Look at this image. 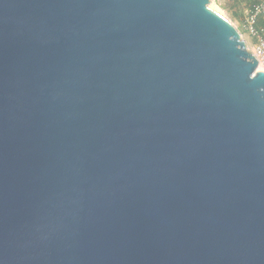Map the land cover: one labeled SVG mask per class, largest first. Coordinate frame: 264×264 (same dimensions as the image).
<instances>
[{"label":"water","instance_id":"obj_1","mask_svg":"<svg viewBox=\"0 0 264 264\" xmlns=\"http://www.w3.org/2000/svg\"><path fill=\"white\" fill-rule=\"evenodd\" d=\"M211 0H0V264H264V70Z\"/></svg>","mask_w":264,"mask_h":264},{"label":"built area","instance_id":"obj_2","mask_svg":"<svg viewBox=\"0 0 264 264\" xmlns=\"http://www.w3.org/2000/svg\"><path fill=\"white\" fill-rule=\"evenodd\" d=\"M246 31L252 36L250 50L256 58L259 69L264 70V0L254 3L246 13L244 22Z\"/></svg>","mask_w":264,"mask_h":264},{"label":"rangeland","instance_id":"obj_3","mask_svg":"<svg viewBox=\"0 0 264 264\" xmlns=\"http://www.w3.org/2000/svg\"><path fill=\"white\" fill-rule=\"evenodd\" d=\"M210 4L227 16L240 30L249 47L253 44L252 36L246 31L244 22L248 10L243 8L244 1L239 0H211Z\"/></svg>","mask_w":264,"mask_h":264},{"label":"trees","instance_id":"obj_4","mask_svg":"<svg viewBox=\"0 0 264 264\" xmlns=\"http://www.w3.org/2000/svg\"><path fill=\"white\" fill-rule=\"evenodd\" d=\"M239 1L240 2L244 1L245 4H244L243 8H245V10H249L254 3H257L260 0H239Z\"/></svg>","mask_w":264,"mask_h":264},{"label":"bare ground","instance_id":"obj_5","mask_svg":"<svg viewBox=\"0 0 264 264\" xmlns=\"http://www.w3.org/2000/svg\"><path fill=\"white\" fill-rule=\"evenodd\" d=\"M258 67H259V68H261V66H260V65H258Z\"/></svg>","mask_w":264,"mask_h":264}]
</instances>
